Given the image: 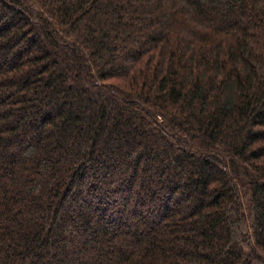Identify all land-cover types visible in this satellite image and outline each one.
<instances>
[{"label":"trees","instance_id":"16d2710c","mask_svg":"<svg viewBox=\"0 0 264 264\" xmlns=\"http://www.w3.org/2000/svg\"><path fill=\"white\" fill-rule=\"evenodd\" d=\"M0 264H264V0H0Z\"/></svg>","mask_w":264,"mask_h":264}]
</instances>
